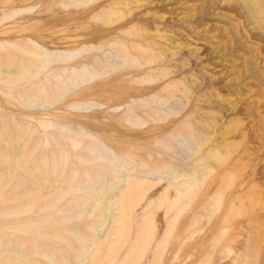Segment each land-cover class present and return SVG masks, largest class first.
<instances>
[{"label":"rangeland","instance_id":"obj_1","mask_svg":"<svg viewBox=\"0 0 264 264\" xmlns=\"http://www.w3.org/2000/svg\"><path fill=\"white\" fill-rule=\"evenodd\" d=\"M259 2L248 7L243 0H0L2 65L21 69L8 60L21 58L20 46L38 54L24 68L25 79L0 70V142L12 145L0 144V150L9 157L25 150L30 169L38 158L60 160L52 144L62 143L60 179L69 142L85 134L96 137L87 151L96 156L92 162L101 161L99 171L105 169L101 183L73 185L55 207L53 199L18 197L22 189L15 186L4 191L0 264L5 258L12 264H264V0ZM115 6L128 13L105 25L104 18L116 15ZM43 85L47 98L27 95ZM208 124L213 128L205 142L201 125ZM228 127L233 130L222 137ZM169 141L154 164L164 169L139 163L157 159L160 144ZM211 150L224 152L222 162L212 167L210 161L194 198L180 199L164 214L167 203L156 204L167 182L176 174L184 183L207 165ZM147 169L150 174L142 173ZM127 176L159 184L143 196L139 190L124 205L129 218L121 242L110 249L116 240L111 235L121 228L117 201ZM30 179L20 182L30 186ZM95 206L98 215L91 212ZM176 209L166 245L152 258ZM150 212L154 230L146 246L139 235L150 232L141 219ZM31 239L38 249L32 250ZM136 243L146 250L132 252Z\"/></svg>","mask_w":264,"mask_h":264},{"label":"bare ground","instance_id":"obj_2","mask_svg":"<svg viewBox=\"0 0 264 264\" xmlns=\"http://www.w3.org/2000/svg\"><path fill=\"white\" fill-rule=\"evenodd\" d=\"M243 1L246 4V6H248V7L251 6V3L250 2H253L254 4L256 3L258 5L260 4L259 0H243ZM112 6H113V4H112ZM116 6L118 7L119 5H116ZM116 6L114 8L113 7L112 8L115 9ZM119 7H121V6H119ZM123 7H125V6H123ZM125 8H118V9L116 8L117 9V13H116L117 16L116 15L114 16V14H112V15L109 14L108 17H106V18H104L102 20V22L105 25H111L114 22L122 19L128 13V11L126 10L127 8L126 9ZM250 13L253 15V11L252 10L250 11ZM137 32H138V30H137ZM146 33L147 32L145 31L144 34H146ZM159 37L160 38H163L162 36H159ZM127 46H129V45H127ZM176 50H177V48H176ZM16 52L19 55H21V58L19 60L16 61V59L14 57H9V59L8 58L7 59L9 60L10 63L14 64V66L19 67L21 69H19V70L15 69V68L7 69V68H5L2 65V62H1V59H0V67H1L0 70L4 74H6L8 76H11V77L12 76H18L17 77V80L18 79L19 80H22V79H25L27 77V70H24V68L26 67L27 64H33V63L37 62L36 59L38 58V54H37V52H36L35 49H33L31 47H22V46H20L19 48H16ZM123 53H124V55H126L127 52L124 50ZM159 53H157V54H159ZM171 55L174 56V55H176V53L174 52ZM160 58H161V56H160ZM145 59H146V57H145ZM152 61L153 62H157L156 59H153ZM156 77H157V75H156ZM157 79H159V78H157ZM10 83H14V81H12ZM47 83H49V81ZM138 83L141 84L143 82H138ZM49 86H51V85H49ZM27 95L30 96V97H33V98L34 97H38V96H42L43 98H47L48 95H49L48 85H43V86H41L38 89V91H36L34 93H27ZM184 97L186 98L187 95L184 96ZM48 99H50V98H48ZM151 113H152V110H151ZM153 113H155V112L153 111ZM214 116H215V114H214ZM212 122H213V120H212ZM211 125H209V124L208 125H201L202 126L201 127L202 128V131H203V133H205V137H204V141L205 142H207L208 139H209V135H208L210 133L209 130L213 128ZM232 130H233V128L228 127V130L227 129L226 130H223L220 133V135L222 137H225V136H227V133H230ZM186 136H187V134H186ZM80 138L81 139H73L71 142H69V145L67 146V150L65 151V152H67V153H65V158H66V161L65 162H66V165L64 167V170H62L61 173H60L62 175V177L60 179H58L59 177H58V172H56V169H57L58 164H60L61 161H62V159H63V152L64 151H63V148H62V146H63L62 143H58L56 141V142H54L52 144L54 150L60 152V160L59 159H54V160L51 161V164H50L49 161L46 158H40V159L38 158V159H35L34 160L35 162L33 163V165L31 166L30 169H28L26 167L27 163H26V160H24L25 158L23 159V157L25 155V150L19 151V152L13 151L14 153L9 157L5 153V151L1 149L0 150V198H1V195H3V193H5L4 191H10L12 189V187L15 186L16 188H20V190L22 189V192H21L22 194H20V192H19L18 197L25 198V199H30V198L31 199H34V197H37L38 196V199H35L37 202H41V201H47V202H49L48 200L53 199L54 200V203L50 207H55L57 205V203L60 202L61 200H63L66 197V195L68 194V192H70V190H72V186L73 185H75V184H88V185L94 184V185H97V184L101 183L100 180H102V177L105 174V169H103L102 172L99 171V167L100 168H103V165L99 163L101 161L98 160L97 163L92 162V161H94L96 159V156L93 155V154H91V152L87 151V147L91 144V141L92 140L93 141L96 140V137H93L92 138L89 135L82 134V136ZM189 138H190V136H189ZM89 139H91V140H89ZM186 139L188 140V138H186ZM1 141H2V142H0L1 145H3L4 147H9L8 146L9 143L5 142V139H1ZM49 141H50V139H49ZM87 141H89V142H87ZM195 144H196V142H195ZM94 145L95 144L92 143V146H94ZM216 145H217V143H216ZM10 146H12V145H10ZM168 147H171V141H169L167 143V145L160 144L159 148H160L161 151H159V153H160L159 154V157L157 159L156 158H153L150 164L146 163L143 159H140V158H139V163H142V164L145 163L146 165H148V167L155 168V170H162V169H164V167H165L164 165L157 166V165H154V164L160 162L163 159V155L162 154H165V152L167 151ZM11 149H13V148H11ZM34 150L35 149H33V150L30 151V152H32L31 156L33 155ZM15 152H16V154H15ZM101 154L105 158H108L110 153L106 151V148H101ZM207 156L208 157L205 159V163H207V165L206 166H203V168L200 171H193V173L190 175V177L187 180L186 179L185 180L183 179L184 180V183L177 182V179L180 177V175H176L175 174L172 177L171 180L169 179L170 181L167 182L166 188L162 191V196H161V198L157 199V203L158 204H156L158 207H161L164 203H167V205L164 207V214H167L168 212H170L174 208V206L180 201V199H186L187 201H191L194 198V196L196 194V191L199 188L201 182L204 180V178L211 171V170H209L210 168H208V166L210 165V161H212V163L214 162V164H212V167H213V165L215 166V163H221L222 160H223V157H224V152L222 150H218V151L211 150L210 152H208V155ZM72 159L74 161H70ZM40 162L42 163V166L41 167L43 169L41 167L39 168L38 165H37V163H40ZM107 167H108L107 168L108 170H111L110 169V167H111L110 165H107ZM49 168H50V170H49ZM21 171H22V175L20 176L19 175V172H21ZM142 173L150 174V172L148 171V169L146 171H142ZM80 175H83L82 178L80 177ZM28 177L31 178L29 182H32V185H30V186H28V185L25 186L24 185L25 186L24 187L23 184L20 182V180L21 179H24V178H27L28 179ZM128 179H129V177L127 176L126 184L124 185L125 188H124L123 192L120 194L121 197L119 196L120 199L117 201L118 209H119L118 210L119 214H118L116 223L121 228L118 231H115L111 235L112 237L115 236L116 237V240L110 246V249H112L113 246L114 247L115 246L117 247L119 245V243L121 242L122 236L120 234V231H122L123 228H125V222L129 218L128 217L127 210L124 209V205L130 201V198L133 195L138 194V191L139 190H142V193L141 194H138V195L143 196L149 189H151L154 186H156V185L159 184V181H157V182H152V181L151 182L150 181L147 182V178L146 177H144L143 179L136 178V177H132V178L130 177V180H128ZM46 184H48L50 187L44 189L45 190L44 191L43 188H44V186ZM169 191H172L173 192V194H172L171 197L168 196V192ZM1 200H2V198L0 199V202H1ZM4 202H6V201H4ZM154 202H156V201L150 202L147 205V207L150 206ZM39 205H40V203H39ZM20 207H22V206H20ZM50 207L48 205H45L44 206V210H48ZM61 210L62 209H58V211H55L54 213L60 212ZM108 210H110V209H108ZM28 211L29 210H25L22 213L19 212V213H15V214L10 213V215H8V213H7L8 216H4L3 218H10V217H15V216H19L20 217L21 215H23L25 213H28ZM35 211H36V208H35ZM37 211H38V209H37ZM32 212L34 213V211H32ZM91 212H92L93 215H98V209H97V207L94 208V210L91 211ZM179 212H180V209H176L175 216H173V217H171L169 219L168 225H167L168 229L164 233L162 239L158 242V244L156 246V249L154 250V255H152V258L153 257H158V255H160L161 254V251L164 249V246L166 245V238L169 237L170 230L172 229L173 224H174V221H175V219H176V217H177V215H178ZM31 213H30L29 218L31 217ZM39 214H41V213H38L36 216H38ZM43 214H44V212H43ZM152 215H153V213L150 212V213L146 214L145 216H143L141 218L142 221L145 222L144 223L145 224L144 227L146 226V227L150 228V232L149 233H147V234L144 233L145 238H142V236L139 235V238L142 239V241H145L146 242V246H148L149 242L151 241L152 235H153V230H154V228H153V222H152ZM25 217H28V215H26ZM38 217H40V215ZM10 224H12V222ZM10 224H8V225H10ZM8 225L6 224V226H8ZM37 227H38V225H37ZM32 229L34 230V228H32ZM17 230L18 231H23L24 229H22V228L20 229L19 228ZM67 244H69V243H67ZM38 245L36 244V241L34 239L33 240L31 239V246H32L31 248H32V250L38 249ZM6 246H10L9 241H7ZM22 246H24V245L22 244ZM146 246L141 247L139 244H137L134 247H131L130 249H131L132 252H135V251L144 252L146 250ZM110 251L111 250H109L106 253L107 256L109 255V252ZM3 261L6 264H12V262L10 261L9 258H5Z\"/></svg>","mask_w":264,"mask_h":264}]
</instances>
